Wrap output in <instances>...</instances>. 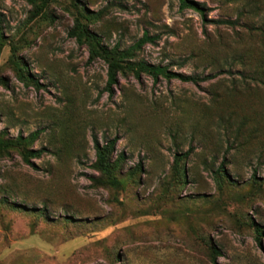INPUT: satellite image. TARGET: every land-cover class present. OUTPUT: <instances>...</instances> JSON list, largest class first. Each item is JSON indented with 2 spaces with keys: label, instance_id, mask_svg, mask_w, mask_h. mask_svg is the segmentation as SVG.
<instances>
[{
  "label": "rangeland",
  "instance_id": "1",
  "mask_svg": "<svg viewBox=\"0 0 264 264\" xmlns=\"http://www.w3.org/2000/svg\"><path fill=\"white\" fill-rule=\"evenodd\" d=\"M186 1L0 0V264H264V0ZM76 5L108 50L152 38L125 60L208 78L108 95Z\"/></svg>",
  "mask_w": 264,
  "mask_h": 264
},
{
  "label": "trees",
  "instance_id": "2",
  "mask_svg": "<svg viewBox=\"0 0 264 264\" xmlns=\"http://www.w3.org/2000/svg\"><path fill=\"white\" fill-rule=\"evenodd\" d=\"M33 8L31 16H36L46 6L49 0H26ZM181 7L190 6L197 9L194 3H188L186 0H179ZM77 6L76 17L74 19L73 27L68 31L67 35L73 37L78 43H85L88 48L87 62L94 59L95 56L102 57L106 62V80L104 90L111 94V87L116 83V73L119 70L126 69L131 71L134 75L138 72H143L148 75L153 82H155L159 76L165 79H177L182 82H190L192 84H198L200 81L208 78H200L193 75H185L179 72L169 71L165 66L152 65L144 62H130L125 60L129 57L134 48H138L143 41H151L152 38L143 33L142 37L135 42L132 46L125 50H117L116 48L106 49L99 45L96 36L86 29V26L80 21L85 19L87 21H94L98 17L99 12H91L80 6ZM113 147V141L108 142L105 145H99L94 142V154L95 162L94 166L104 175V181L109 186L116 187L118 185L117 179L113 175L112 164L110 163V155ZM39 150H28L27 155H38ZM26 159V158H25ZM27 161V160H25ZM256 235L255 241L259 242V231L255 228ZM212 254L217 255L218 252L212 248Z\"/></svg>",
  "mask_w": 264,
  "mask_h": 264
}]
</instances>
